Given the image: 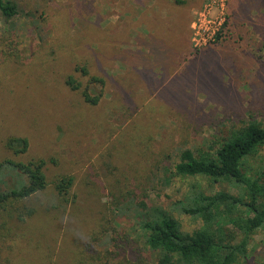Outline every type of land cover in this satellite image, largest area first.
I'll list each match as a JSON object with an SVG mask.
<instances>
[{"label":"rangeland","instance_id":"374dc122","mask_svg":"<svg viewBox=\"0 0 264 264\" xmlns=\"http://www.w3.org/2000/svg\"><path fill=\"white\" fill-rule=\"evenodd\" d=\"M15 1L16 18L0 14V160L15 156L2 138L17 128L51 181L69 172L75 185L0 207V263L158 264L135 214L161 209L192 231L200 220L177 204L187 191L239 193L230 179L165 185L162 169L250 117L264 125V0ZM249 162L264 165V146ZM249 249L239 264H264V228Z\"/></svg>","mask_w":264,"mask_h":264},{"label":"trees","instance_id":"16d2710c","mask_svg":"<svg viewBox=\"0 0 264 264\" xmlns=\"http://www.w3.org/2000/svg\"><path fill=\"white\" fill-rule=\"evenodd\" d=\"M185 1L174 0L179 5ZM0 14L4 21L16 18L19 14L17 1L0 0ZM155 55L144 62L145 69L151 70L155 64L162 62L166 48ZM90 79L94 83L105 84L101 76L91 75ZM66 83L73 89L80 87L73 75L68 76ZM82 95L87 103L96 105L102 91L92 95L85 88ZM4 99H8L7 95L2 96L0 102ZM4 119L0 116V120ZM56 124L50 127L49 136L56 130L58 137L65 128L58 129ZM5 128L7 126L3 122V129L8 130ZM16 129H12L15 134L2 138V143L20 159L13 156L0 160V207L6 209L9 205L22 203L48 188H53L62 196L69 194L75 185V177L65 172L51 181L46 173L47 160L34 156L27 133ZM220 138L207 148H180L175 164L172 167L163 166V181L169 185L174 178L180 177L202 176L213 181L230 179L238 188V194L226 190L209 193L197 187L187 191L184 199L178 200L177 204L181 212L200 220V226L192 231H184L177 219L161 209L155 208L153 213L140 211L135 214L146 234L147 245L159 253L158 264L246 262L250 240L259 229L264 228V165L254 168L249 162L250 157H255L264 146V125L250 117ZM49 139L52 140V137ZM48 145L49 142H45L44 146ZM63 171L66 170L63 168ZM27 212L32 214L34 209ZM8 262L9 259L0 264ZM75 264L85 263L79 260Z\"/></svg>","mask_w":264,"mask_h":264}]
</instances>
